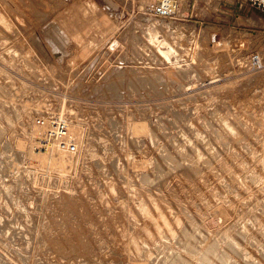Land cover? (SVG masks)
<instances>
[{"label": "rangeland", "instance_id": "obj_1", "mask_svg": "<svg viewBox=\"0 0 264 264\" xmlns=\"http://www.w3.org/2000/svg\"><path fill=\"white\" fill-rule=\"evenodd\" d=\"M160 1L0 0V264H264V15Z\"/></svg>", "mask_w": 264, "mask_h": 264}, {"label": "bare ground", "instance_id": "obj_2", "mask_svg": "<svg viewBox=\"0 0 264 264\" xmlns=\"http://www.w3.org/2000/svg\"><path fill=\"white\" fill-rule=\"evenodd\" d=\"M164 0H161L160 2H159V4H158V6H157V11L159 12V10H162V8H161V3L163 2ZM174 2H176L177 3V1L176 0H173ZM105 6V5H104ZM124 11V10H123ZM102 12V11H101ZM83 13H84V11H83ZM77 15V14H76ZM97 15V14H96ZM100 15V14H99ZM84 16H86V15H84ZM107 16V15H106ZM94 19V18H93ZM115 19V18H114ZM86 20V19H85ZM2 21V20H1ZM5 21V20H4ZM90 21H91V19H90ZM93 21V20H92ZM80 22V21H79ZM82 22V21H81ZM85 22V21H84ZM95 22V21H94ZM66 23V22H65ZM69 24H70V22H68ZM67 23V24H68ZM5 24V23H4ZM72 25V24H71ZM70 25V26H71ZM63 27V26H62ZM96 27H97V29H98V31L99 30H102L98 25H96ZM74 28V27H73ZM77 28V27H76ZM110 29V28H109ZM68 31V30H67ZM73 31V30H72ZM100 32V31H99ZM70 33L72 34V32H71V30H70ZM94 43H96L95 42V39L93 38L92 40H90L89 42H88V45H93ZM104 43V42H103ZM45 44V43H44ZM97 44V43H96ZM47 47V46H46ZM241 47V45L239 44V46H238V48H240ZM45 49V48H44ZM48 50V49H47ZM72 54V53H71ZM72 56V55H71ZM75 56V55H74ZM256 57H257V59L259 60V58H258V56H257V54H256ZM79 59V58H78ZM250 59V55L248 56V58H247V62H248V60ZM75 60V59H74ZM260 61V60H259ZM54 62V61H53ZM56 62V61H55ZM71 62V61H70ZM70 62H69V64H70ZM50 63V62H49ZM56 64V63H55ZM89 65V64H88ZM69 67V66H68ZM55 68V67H54ZM52 69V68H51ZM70 73H71V71H70ZM43 119V118H42ZM40 120V119H39ZM59 120V124H58V131H57V136L56 137H54V138H49V139H47L46 138V132H47V129L48 128H50L51 127V124H49V122H48V127H47V129H46V131H45V133H44V143H43V141H41V144L43 145V146H40V147H42V148H47L48 146H51V145H55L60 151H62V152H67V151H70L69 149V146H67L68 145V143H72L73 144V142H72V138H71V135H70V133L71 134H73V136H75L77 139H78V137H79V133H78V129L74 126L73 128H71L70 129V133H69V125H68V123H67V121L65 120V119H62V118H60V119H58ZM43 121V123L45 122L44 120H42ZM40 123V122H39ZM37 124V123H36ZM46 124V123H45ZM140 124V123H139ZM138 124V125H139ZM44 125V124H43ZM39 126V125H38ZM46 126V125H45ZM141 126V125H140ZM40 127H42V126H40ZM142 128V127H141ZM140 128V129H141ZM38 129H40L39 127H38ZM137 129V128H136ZM138 131H139V129H137ZM142 131L144 130V129H141ZM146 130V129H145ZM43 132V131H42ZM137 132V131H136ZM141 132V131H140ZM66 144V145H65ZM71 144V145H72ZM71 147V146H70ZM75 147V146H74ZM75 149V148H74ZM61 171V170H60ZM158 216V215H157Z\"/></svg>", "mask_w": 264, "mask_h": 264}, {"label": "built area", "instance_id": "obj_3", "mask_svg": "<svg viewBox=\"0 0 264 264\" xmlns=\"http://www.w3.org/2000/svg\"><path fill=\"white\" fill-rule=\"evenodd\" d=\"M245 3L252 9L260 12L261 14L264 15V0H245ZM161 8L162 10H159L158 15L165 18V17H170L172 14L175 12L177 5L176 2L173 0H164L161 3ZM250 64L253 67H257L260 65V61L257 59L255 55L251 56L250 58ZM51 127L47 129L46 132V138H54L57 136V131H58V124L59 120L58 119H51L50 120ZM73 149V147H71Z\"/></svg>", "mask_w": 264, "mask_h": 264}]
</instances>
